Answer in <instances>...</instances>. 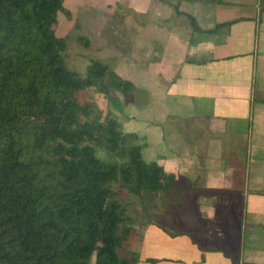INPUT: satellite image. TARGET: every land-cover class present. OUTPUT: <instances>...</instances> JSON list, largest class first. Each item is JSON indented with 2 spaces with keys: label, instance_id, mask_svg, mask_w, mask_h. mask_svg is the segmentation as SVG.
I'll return each mask as SVG.
<instances>
[{
  "label": "crops",
  "instance_id": "obj_1",
  "mask_svg": "<svg viewBox=\"0 0 264 264\" xmlns=\"http://www.w3.org/2000/svg\"><path fill=\"white\" fill-rule=\"evenodd\" d=\"M111 5L116 29L121 6L133 13L126 45L112 48L115 70L135 83L118 120L182 185L167 195L181 205L134 222L118 252L131 264H264L261 0H180L201 30L163 0Z\"/></svg>",
  "mask_w": 264,
  "mask_h": 264
},
{
  "label": "trees",
  "instance_id": "obj_2",
  "mask_svg": "<svg viewBox=\"0 0 264 264\" xmlns=\"http://www.w3.org/2000/svg\"><path fill=\"white\" fill-rule=\"evenodd\" d=\"M163 1L201 30L180 0ZM60 11L70 14L65 0H0V264H131L118 252L134 224L119 186L149 221L159 194L182 185L110 106L135 83L100 57L82 72L66 63Z\"/></svg>",
  "mask_w": 264,
  "mask_h": 264
},
{
  "label": "rangeland",
  "instance_id": "obj_3",
  "mask_svg": "<svg viewBox=\"0 0 264 264\" xmlns=\"http://www.w3.org/2000/svg\"><path fill=\"white\" fill-rule=\"evenodd\" d=\"M113 0H65V5L70 10V14L60 11L59 12V23L57 25V33L60 35L69 34L68 48L64 52V57L66 63L73 69L84 71L88 57L96 56L106 59L111 62L115 67L116 61L119 58L112 54L114 50V45L116 41L120 40V48L126 45L127 40L123 39L119 33H126L127 23L129 21L128 17L132 16L133 13L128 12L124 6L120 7L123 12V19L119 20V27L115 28V23L118 19H113L111 16V8H115L117 5H111ZM123 7V8H122ZM97 14L103 15L105 19H96ZM71 15V16H70ZM78 20L80 23L79 29L75 27V21ZM100 22H102L103 33H100ZM123 23V24H122ZM120 29V30H119ZM134 29V26H133ZM118 31V34L115 31ZM83 33L90 37V45H85L84 43L76 39L77 33ZM113 48V50H112ZM93 89H88L80 94L81 98L84 97L88 92ZM121 98V97H120ZM120 105H110L117 117L119 116L116 112H121L123 110L124 104L129 102V100H124L121 98ZM120 197L124 200L130 201V213L133 222L142 223L148 219L147 214L139 209L140 201L137 196L128 192L125 188L119 186ZM157 208L151 211L149 215L160 217L161 209L166 211H171L177 209L181 203L177 202L166 195L159 194ZM168 212H164L161 216L162 223L169 224ZM171 224L173 222L171 221Z\"/></svg>",
  "mask_w": 264,
  "mask_h": 264
}]
</instances>
